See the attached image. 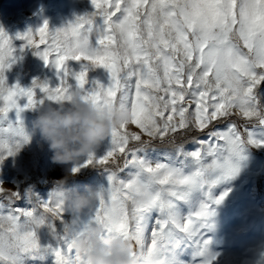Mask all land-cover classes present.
Segmentation results:
<instances>
[{"label": "rangeland", "instance_id": "374dc122", "mask_svg": "<svg viewBox=\"0 0 264 264\" xmlns=\"http://www.w3.org/2000/svg\"><path fill=\"white\" fill-rule=\"evenodd\" d=\"M96 11L91 0H0V31L13 49L9 66L3 70L5 85L9 89H32L38 100L37 106L29 108L28 97L18 96V107L0 113V130L22 132L0 134V140H6L14 153H4L0 162V218L15 220L21 235L32 234V243L15 244L0 252V264H78L73 243L82 234L99 230L102 239L120 235L99 215L101 199L79 214L66 206H55L59 213L47 210L54 208L53 194L70 173L64 185L67 192L99 190L106 207L113 192L114 173L125 184L140 181L163 192V199L132 219L127 234L141 254L155 251L159 264H264V83L255 89L261 112L257 118L234 116L231 121L220 119L203 131L190 129L153 137L148 143L134 144L116 165L98 163L115 150L112 137L96 150L95 162L87 163L92 154L76 164H60L52 159L54 153L38 133L29 135L41 112L61 105L49 100L35 85L55 89L66 79L76 91V74L88 62L68 61L66 67L72 73L68 76L54 62H45L41 55L44 45H29L25 37L38 34L45 23L51 32L67 28L77 17L90 16L95 47L107 27L103 16L92 15ZM88 80L87 89L97 81L105 86L111 82L110 73L102 67H89ZM4 103L0 100V106ZM234 126L241 137L237 151L220 139ZM129 130L139 131L135 126ZM157 166L190 182L161 185L147 171ZM74 168L79 171L74 173ZM205 206L206 214L198 215ZM185 225L189 227L185 229Z\"/></svg>", "mask_w": 264, "mask_h": 264}, {"label": "snow or ice", "instance_id": "6c2138e0", "mask_svg": "<svg viewBox=\"0 0 264 264\" xmlns=\"http://www.w3.org/2000/svg\"><path fill=\"white\" fill-rule=\"evenodd\" d=\"M91 2L97 10L92 15L103 16L107 26L95 47L90 16L77 17L67 28L51 32L45 23L38 34H29L25 39L35 47L44 45L41 55L45 62H54L68 76L72 75L66 67L68 61L88 62L76 74L79 82L76 91L66 79L55 89L35 85L42 88L49 100L66 103L71 100V93L76 92L98 107L116 103L132 112V126L139 131L114 133L116 148L98 161L100 165H114V160L125 156L144 137H164L190 129L203 131L220 119L231 121L239 116L251 120L261 115L255 89L264 83V0ZM12 57L9 40L0 31V100L5 101L0 113L18 107L15 99L18 96L28 97L29 108L38 104L32 89L6 87L3 70ZM89 67L106 69L110 85L97 81L91 89L85 88L89 83ZM5 132L22 134L20 130H0V134ZM220 139L226 140L233 151L239 149L241 137L235 126ZM4 153L14 154L7 141L0 140V162ZM195 155L198 157L200 153ZM93 162L94 154L87 163ZM161 168L147 169L161 185L190 182L162 172ZM78 171L79 168L73 169L74 173ZM130 187L131 184L125 185V189ZM116 199L117 194L112 192L107 207L101 199L99 215L118 234H130L132 219L126 210L112 207ZM47 210L60 212L58 207ZM205 214L206 206L198 215ZM27 215L32 216V212ZM20 243H32V234L21 235L15 220L0 218V252Z\"/></svg>", "mask_w": 264, "mask_h": 264}, {"label": "clouds", "instance_id": "9594fccd", "mask_svg": "<svg viewBox=\"0 0 264 264\" xmlns=\"http://www.w3.org/2000/svg\"><path fill=\"white\" fill-rule=\"evenodd\" d=\"M71 97L59 107L49 106L41 112L29 133L30 136L38 133L54 153L52 159L60 164H76L81 157L91 156L114 133L130 129L133 120L132 112L119 104L98 107L97 103L82 99L76 92H72ZM152 139L147 137L143 142ZM113 164L116 165L117 160ZM70 178L71 173L60 181V187L54 192V208L66 206L79 214L102 199L104 194L91 188L86 192H67L64 185ZM127 184L131 187L125 189L126 184L113 174L112 187L117 199L112 201V207L126 210L131 219L163 199V192L155 190L152 184L140 181ZM73 248L78 264H159L158 254L155 251L141 254L130 235L102 239L99 230H92L76 239Z\"/></svg>", "mask_w": 264, "mask_h": 264}]
</instances>
